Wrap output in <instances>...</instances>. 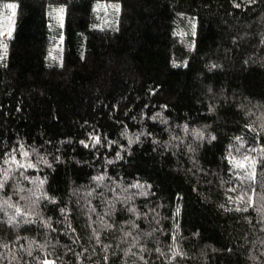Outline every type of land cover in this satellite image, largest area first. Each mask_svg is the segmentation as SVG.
I'll return each instance as SVG.
<instances>
[{
	"label": "trees",
	"instance_id": "trees-1",
	"mask_svg": "<svg viewBox=\"0 0 264 264\" xmlns=\"http://www.w3.org/2000/svg\"><path fill=\"white\" fill-rule=\"evenodd\" d=\"M16 1L0 264H264V0ZM13 152L37 167L5 164Z\"/></svg>",
	"mask_w": 264,
	"mask_h": 264
},
{
	"label": "snow or ice",
	"instance_id": "snow-or-ice-1",
	"mask_svg": "<svg viewBox=\"0 0 264 264\" xmlns=\"http://www.w3.org/2000/svg\"><path fill=\"white\" fill-rule=\"evenodd\" d=\"M249 2H251V0H249ZM233 3H235V0H233ZM5 7L11 9L12 10V15L13 16L15 15L16 7H17L16 4L9 3V4L5 5ZM114 7L116 9V12L119 13V11H120V4H119L118 0H117V3L114 5ZM181 15H183V14L181 13ZM58 18H59V22L61 24H63V19H64V9L63 8H61V9L58 10ZM9 19H11V17H9ZM190 20H191V33H192L193 36H196L197 33H196V21H195V18H190ZM94 27H99V25H95ZM6 31H7V36L10 38L12 36V29L9 28ZM173 34L175 35V33H173ZM2 35H3V33H0V36H2ZM0 47L6 49L7 48V45L0 43ZM4 54H6V52ZM49 54L51 55V53H49ZM174 63H175V61H174ZM212 67H216V65H212ZM152 91H155V89H153ZM164 107H167V106L165 105ZM211 110H212V108L210 107L209 108V111H211ZM153 119H155V116L153 117ZM185 128H187V125H185ZM195 132L198 133V136H197L198 139L199 138H205L203 132H200L198 129L195 130ZM123 134H126V133H122V135ZM88 135L90 137V140H81L80 141V143L83 144L85 147H89L90 146V143L91 144H98L100 142V140H101V137L99 135H94L93 133H89ZM147 135L151 136L152 134L151 133H148ZM209 138L214 139L215 137L212 136V137H209ZM135 139L136 140H139V135L138 134L136 135ZM133 142H134L133 141V137L132 136H129L128 144L131 145ZM112 143H115V141L110 142V144H112ZM20 147H21V155L24 156V157H26L28 155L27 151L23 150V145H21ZM124 147H125V145H123V144L120 145V148L121 149H123ZM166 147H167V145H166ZM229 147H231V146H229ZM5 155L6 156H9L8 153H5ZM56 159H60V157L57 156ZM116 159H120V152L119 151H117V153H116ZM9 160L15 162L17 166H22L24 168H36L37 167V165L34 164V163H32L31 161H21V160H17L15 152H13L9 156V159H7V160L4 161L5 164H8L9 163ZM44 163L49 164V166H51V163L52 162L51 161H48L45 158L44 159ZM229 163L232 164L233 168L251 167L253 169V171L251 173V178L253 180L255 179V163L256 162H255L254 159H252L251 162H250L249 158H247V157H245L244 159H241V160H237L235 157L229 156ZM229 171H232V169H229ZM104 175H106V173L103 174V175H101V176H94V177H92V179H94V180H102L104 178ZM7 179H8V173L5 172V175L2 178H0V188H2L4 186V183L3 182L5 180H7ZM26 179H36V178L35 177H26ZM43 182H44L43 180H40V184L41 185L43 184ZM133 186L134 187H137V188H141V189L144 188V185H142L139 181H136ZM149 187H150V185H149ZM139 194L147 195L146 192L138 193V195ZM36 195H41V193H36ZM42 196L45 197V198H47L50 201H53V202H55L56 199H57L56 196H50L47 192H43L42 193ZM34 203H35V201H34ZM250 203H251V200H249V204ZM14 207H15L16 213H21L22 212V209L20 207H18V206H14ZM64 211H65V209L62 208L61 209V212H64ZM93 211H95V209H93ZM175 212L176 213L179 212V207H177V209H175ZM23 215H24V217H28L30 214L27 213V212H24ZM14 220H16V216L15 215H13L9 219L8 222L11 224ZM20 222L21 221H17V224H19ZM23 222L27 223L28 221L25 220ZM44 223L46 225H48V220H44ZM48 226H50V225H48ZM133 226L135 227V225H133ZM109 227H111V225H109ZM97 235H99V234L97 233ZM99 242L100 241L97 240V243H99ZM181 255H183V253H181ZM105 259L107 260L108 257L106 256ZM141 259H143V257H141ZM43 264H55V262L53 260H49V259L45 258L44 261H43Z\"/></svg>",
	"mask_w": 264,
	"mask_h": 264
},
{
	"label": "rangeland",
	"instance_id": "rangeland-1",
	"mask_svg": "<svg viewBox=\"0 0 264 264\" xmlns=\"http://www.w3.org/2000/svg\"><path fill=\"white\" fill-rule=\"evenodd\" d=\"M9 3H14L17 5V1L16 0H10V1H6V2H3L2 5H1V10H0V31L1 33H3L2 37L4 39H7L8 36H7V29L11 28L13 30V27H14V18H15V15L13 16L12 15V10L9 9V8H6L5 5L9 4ZM116 3L115 2H110V1H107V0H102L101 2H99L98 4H95V7L96 8H99L100 6H105L107 7L108 6H112L114 7ZM100 7V8H101ZM62 7L61 6H57L54 10V17L59 21V18H58V10L61 9ZM16 11H17V7H16ZM16 14V12H15ZM9 17H11V19H9ZM4 50V48L0 47V53Z\"/></svg>",
	"mask_w": 264,
	"mask_h": 264
}]
</instances>
